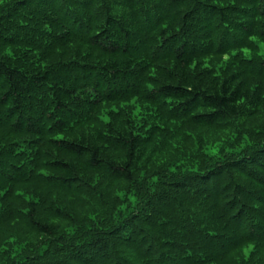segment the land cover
Masks as SVG:
<instances>
[{"label":"trees","instance_id":"16d2710c","mask_svg":"<svg viewBox=\"0 0 264 264\" xmlns=\"http://www.w3.org/2000/svg\"><path fill=\"white\" fill-rule=\"evenodd\" d=\"M0 264H264V0H0Z\"/></svg>","mask_w":264,"mask_h":264}]
</instances>
